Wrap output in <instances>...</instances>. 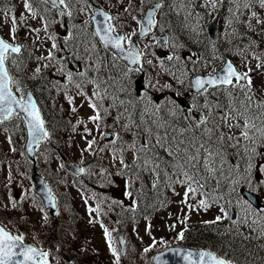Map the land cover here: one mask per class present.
Here are the masks:
<instances>
[{"label":"rangeland","instance_id":"rangeland-1","mask_svg":"<svg viewBox=\"0 0 264 264\" xmlns=\"http://www.w3.org/2000/svg\"><path fill=\"white\" fill-rule=\"evenodd\" d=\"M140 0L136 1V6ZM144 7L150 4V0H141ZM79 2V0H77ZM66 5L70 8L71 15L62 18L57 16L52 11H48L47 8L38 3L41 10L45 11L46 16H39L36 14L34 17L32 12H29L24 8V0H0V33H2L5 38L9 41H14L20 39L25 40V55L20 60L16 57L10 56L7 61L12 78L17 83L12 84V88L16 94L20 97L23 94V89L27 84V81L31 80V75L37 74V72L30 71L34 68L39 67L40 72L38 74V80L35 83L38 86L40 92V99L46 112L55 118L56 114L51 112L48 107V101L46 98L53 94L55 98L56 109L60 111H66L68 117H64L61 120V124L73 127L65 131L66 139L69 142V153L74 157L76 162H85L84 166L86 168L85 179L83 180L86 184H90L96 181V178L100 175L99 171L101 169L104 172L101 173L102 183L96 184L104 186L102 187V192L97 191V196L100 198V205L104 209L102 215H99L96 211H90L96 207V202L91 200L88 191H79L77 189L72 190V196L77 201L79 209L82 213L78 217V226L86 234L87 238L84 243L86 244V249H93L99 252L98 258L104 260L108 264H112L115 261L112 253L109 250V241L106 239L104 231L105 228L111 233L112 246L118 249L117 233H122L126 240V252L130 251L127 258L138 263L147 262V258L153 249H158L171 241L181 242L182 239H177L178 234L182 231V226L187 220L191 221H201L212 216L220 214L221 202H224V193H229L227 185H223L221 182L223 178L229 177L230 174H224L219 176L221 178L220 186L217 187L216 181L210 179L209 183L205 189L206 192H213L218 188V193L212 194L215 202L209 201V207L205 210L203 208L197 207L195 210L189 209L187 205L182 204L181 201L184 199L185 185L172 184L173 186L180 185L175 190V197L169 203L167 207L159 211V213L152 217V219H137L131 216V204L129 201H133V198L138 197L134 195L133 192L141 189L142 187H152L153 180L155 179L151 170L144 171L137 168V165H133L134 156H137L134 152L135 147H130L135 142L136 139L132 141H125L123 139L116 140L115 144L111 143V140L116 139L112 133H116V126L118 120H113L108 126V131H110V141H105L101 138V132H106V119L109 117L110 107L117 110V105H120V111L129 113L132 110V105H140V114L144 111L145 106H147L152 112L155 110V105L160 103L159 99L154 92H150L149 87L151 80L148 81V89L137 97L134 101H130L132 96L131 92L133 90V80L136 74L129 72L126 67H122L120 63L113 59H108L106 61L107 70H98L94 72L90 68V58H93L97 62L99 52L92 48V42L90 40V34L87 29V14L90 13L89 6L81 5L80 7L74 6L72 0H65ZM203 11L206 12L207 22L213 17V9L209 11V6L212 5L211 0L206 2H199L197 6H203ZM14 10L18 12H13ZM89 11V12H88ZM137 10L134 11L136 13ZM210 12V13H208ZM141 14H119L115 16V24L117 26L124 28L125 35L132 32H136L138 29L137 17ZM17 20V30L15 33V40L12 39L10 35V29L12 27V18ZM23 17V21H21ZM135 17L136 19H133ZM184 11L175 9V2L169 0V4L164 7L159 15V21L157 26V32H167L169 34V41L166 46L160 47L155 42V35L150 34L144 39L140 40V46L142 49L147 50V56L144 57V65L149 68L150 75L155 74L156 78L164 79V82H168L169 77L177 75V73H183L187 67L192 69V71H197L201 73L211 72L213 69L217 68L222 60L220 58L223 50L215 49L214 45L211 44L208 39L205 26L199 18L188 19ZM75 22V26L79 31L77 37L79 40L76 41L74 34L71 30V24ZM45 26H47V31H45ZM32 29H39V34L33 32ZM228 31L227 23L222 22L221 33L218 32V43L219 49L222 47L221 40L225 38L226 32ZM72 33L70 39L65 40V37L69 33ZM49 36H54L59 50H55L56 60H43L37 59V57L47 56L48 52L52 50V40ZM148 45V47H145ZM79 47V49L77 48ZM204 46V47H203ZM75 49L77 51H75ZM206 51V52H205ZM148 53H150L148 55ZM173 56L172 60H169V56ZM161 57L163 62L166 63L162 66L161 70L158 71L159 65L157 59L161 63ZM177 57L179 59H177ZM28 59H32L28 62ZM15 60L16 63L12 61ZM234 60V59H233ZM151 61V63H148ZM48 64V67H44ZM23 65L27 67V71H23ZM240 68L242 71H247L248 66L245 64ZM63 68L65 71L60 72L58 69ZM246 69H245V68ZM254 67V65L252 66ZM71 71L74 74L73 82H68L66 79V72ZM191 71V72H192ZM78 72H85L84 77L76 75ZM127 73V75H125ZM167 73V77L166 74ZM168 75H170L168 77ZM263 79V75H259L254 78L253 83H257ZM90 81H95V83H90ZM127 81H130L127 85ZM91 84V90L89 89V84ZM76 84L81 85V89L76 87ZM132 84V85H131ZM100 86V90L103 94L104 89H107L108 95L104 99L103 103L105 107L108 108V113L104 114V119L100 124L99 130L96 127L95 122L88 120V117L94 115L93 110L88 106L87 97L91 96L92 91L96 86ZM130 85V86H129ZM17 88L20 91H17ZM122 88L124 90H122ZM83 91L86 95H80V91ZM236 94L243 99V94L236 91ZM66 96L72 97V103L70 104L66 99ZM119 99H115V98ZM225 94L222 91H217L214 96L210 97L211 100L217 98H224ZM204 97L197 96L194 98V104ZM120 100L124 101V104H120ZM149 101L152 103L150 104ZM228 103L225 102V104ZM122 107V108H121ZM75 108V111H73ZM196 113L201 112L202 109H193ZM59 113V112H58ZM65 116V115H64ZM145 118V117H144ZM78 121H83V123H78ZM142 121V120H141ZM144 121V120H143ZM217 122L219 120L217 119ZM62 124V125H63ZM76 124V125H73ZM85 126L91 131V135L84 131ZM4 129L8 132L5 133ZM225 133L228 132L227 128H224ZM237 136H239L240 129L233 130ZM8 137V138H7ZM95 138L96 143L93 144L92 148H88L87 141ZM13 144L16 150L12 155H7L5 158L8 161H12L10 165L0 163V172L2 173V183L7 187L6 199L9 203H15L16 205L21 202L25 195V188L29 186V178L25 173V167L22 165V154L17 145L23 144L22 135L20 133V121L17 120L16 116L9 119L4 124L0 125V144L7 150L12 147ZM241 143H245L241 141ZM251 146V145H249ZM114 148L115 151H111ZM230 146L226 145V154ZM100 149H103L101 151ZM96 151V159H101L102 163H98L96 159L90 160L92 152ZM233 152L239 158L244 155L243 148L237 151L233 149ZM61 156H65V153H60ZM123 159L127 164V167L120 163ZM24 164H26L24 162ZM57 181H64L66 179L72 180V178L65 172L59 159L54 157L53 168L51 171ZM137 173V174H136ZM207 175V173H204ZM172 180L177 179V177L171 176ZM164 180L163 182H166ZM74 185L78 183L77 180L72 181ZM160 188L165 185L159 182ZM17 192V197H13V193ZM60 197L63 201H66L67 192L62 190L61 187L57 189ZM264 190H262L263 192ZM125 192H131V195H125ZM176 193H179L178 195ZM105 195V196H104ZM106 197V198H105ZM199 194L196 198L190 200L189 203L196 205L200 199H205ZM260 201L264 204V196L260 193ZM125 199V200H124ZM163 199V198H162ZM30 208V207H29ZM239 220L238 224H242L247 217V207L244 205H239ZM143 210L141 209L140 212ZM34 220H40L45 218V214L39 210L33 213ZM259 227H254L257 229L256 234L250 238L248 243H244L247 248L244 252H229L228 259L233 262V264H264V218H260ZM38 223L37 221L35 222ZM103 225V227H102ZM12 229V228H11ZM15 232L19 235L23 231ZM192 232H184V236L191 235ZM55 250V246H52ZM149 248L148 252L144 249ZM224 253L226 250H223ZM58 264H63V260L57 261Z\"/></svg>","mask_w":264,"mask_h":264},{"label":"snow or ice","instance_id":"snow-or-ice-1","mask_svg":"<svg viewBox=\"0 0 264 264\" xmlns=\"http://www.w3.org/2000/svg\"><path fill=\"white\" fill-rule=\"evenodd\" d=\"M41 2L45 4L50 3L53 7H57L58 4H65V0H41ZM216 2L217 0H212L213 8L216 6ZM244 6L250 8L251 4L246 2ZM259 6L264 8V0H259ZM155 7L158 8L159 5L157 4ZM24 8L32 12L34 17L36 16V13L32 11L30 0H24ZM96 14L103 17V22H98V26L92 35L99 37L106 47L111 46L116 49L128 64H140L144 52L136 47L132 39L136 35V32L127 35H117V30L112 24L115 17L110 16L102 10H98ZM68 15H71V13L69 12ZM251 18L256 19L257 24H264V21L258 18L255 11L251 12ZM20 19L23 21V17ZM93 19L95 20V14ZM133 19L136 18L133 17ZM137 23L140 22L137 21ZM155 24L156 20L154 19L153 10L147 15V25H141L139 29L140 35H147ZM248 27L251 29V24ZM16 30L17 20L13 17L10 29V35L13 40H15ZM32 31L36 32L37 35L39 34V29H32ZM45 31H47V26H45ZM71 36L72 33L70 32L65 37V40L70 39ZM48 38L53 41L52 50L48 52L47 56L37 57V59L49 61L57 59L55 50L59 49L56 38L54 36H49ZM122 42H126L129 47L125 48ZM23 47V45L10 43L0 38V123L10 119L14 115L18 116L19 113L14 111L13 106L18 108L20 113L24 114L23 119L27 123L28 133L31 137L29 150H31L32 144L38 145L42 139L49 136V133L44 128V121L41 118L40 110L37 108L35 102H33L32 95L30 93L22 94L17 98L9 87L11 84L17 82L11 77L6 62L9 60L11 54L20 53ZM145 47H148V45H145ZM253 58L258 61L256 69L264 70V58L257 56L255 53H253ZM168 59L172 60L173 56L170 55ZM177 59L179 58L177 57ZM12 62L16 63L15 60ZM148 63H151V61H148ZM48 66V64L44 65V67ZM245 67H247V64H245ZM97 68H99V65H97ZM137 70L142 69H128L129 72ZM58 71L64 72L65 70L61 67ZM252 71L248 67L247 71L242 72L231 62H228L220 72L213 69L207 76L197 75L190 82V87L195 89L196 96H202L204 100L202 103L197 101V103L189 108L188 115L184 117L187 123L182 127H176L165 116L160 115L165 108L173 116L181 111L180 105L176 100L169 98L163 104L157 103L155 105V112H152L145 106L144 111L141 113V118L143 121L144 117H148V121H143L147 123V138L141 145L140 151L145 153L143 170H151L155 177L152 184L153 188H157L160 180L165 178L169 181V186L172 184L185 185L184 199L181 203L187 205L192 210H195L197 207L206 210L209 207V201H215L205 189L210 179L216 181L217 187L220 186L218 177L224 175V165L227 163L225 155L227 145L237 151L241 148L244 150V155L241 156L243 167L240 163H236L229 168V174L231 175L233 169H235L238 177V179L230 180L232 184L231 192L236 193V186L241 182L248 184L252 191L264 190V98H262L264 96V83L260 85L258 90L253 83L254 77L251 75ZM36 72H40L39 67L36 68ZM76 75L84 77L86 73L78 72ZM73 77V72H66L68 82H73ZM180 82L183 83L182 80ZM90 83H95V81H90ZM76 87L81 89L80 84H76ZM164 87H171V85H165ZM122 90L124 89L122 88ZM237 90L243 94V99L236 94ZM17 91H20V89L17 88ZM217 91H222L225 94V98L228 100L227 104L221 103L219 98L215 100L210 99ZM79 94L82 96L86 95L82 90ZM107 95V89H104L102 94L100 86L97 85L93 89L91 96L87 97L88 106L94 112V115L89 116L88 120L95 122L98 130L104 119V114L108 113V108L103 103ZM66 99L70 104L72 103L71 96H66ZM119 102L120 104H124L123 100ZM149 103L151 104L152 102L149 101ZM169 105H175V107H169ZM195 108L202 109L198 116L192 115V109ZM73 111H75V108H73ZM125 112H127V109H125ZM123 115L124 113H121L116 119L120 120ZM129 119H132L131 114H129ZM217 119L219 122H217ZM240 121H243V123L241 124ZM78 123H83V121H78ZM121 126L126 129L129 128L127 124ZM136 128L140 129V124H136ZM224 128L228 129L227 133L223 131ZM237 128L240 129L239 136L233 131ZM84 131L91 135V131L86 126ZM109 135L108 132H101L102 139ZM111 135L116 137V139L111 140V143L115 144L116 140L120 138L119 134L112 133ZM153 138L155 139L154 144L152 142ZM241 141L245 143L242 144ZM95 143V138L88 140V148L91 149ZM130 147H135V142ZM157 149L162 150L163 155ZM100 150L103 151V149ZM138 159V156H134V160ZM120 163L127 167L123 159L120 160ZM169 169L177 179L172 180L168 172ZM78 171L83 172L84 169L80 168ZM204 173H207V175ZM173 191L175 190L173 189ZM176 194L178 195L179 193ZM197 194L206 198L200 199L196 205L189 203L190 200L196 198ZM126 195H131V192L126 193ZM49 200H54L50 190ZM240 203L249 209V214L255 212V214L264 218V211L253 210L249 201L242 200ZM15 207L16 204L13 203V208ZM90 211H98V209H90ZM220 212L222 216H217L215 221L210 223H216L222 217L225 219L230 218L223 206L220 208ZM244 222H248L246 218ZM256 222L255 220L252 221V223ZM104 234L109 241V250L113 257H115V264H120V254L112 246L111 233L105 228ZM183 238L184 232L181 231L177 239ZM120 242L123 243L122 240ZM144 251L148 252L149 248H145ZM176 251L179 253L178 249ZM194 255L198 257L197 260L192 259ZM48 256L49 252L26 245L23 233L13 235L6 227H0V264H48ZM183 259L189 262V264H233L231 260L217 256L216 253L211 251H199L195 254L188 252L184 255Z\"/></svg>","mask_w":264,"mask_h":264},{"label":"trees","instance_id":"trees-1","mask_svg":"<svg viewBox=\"0 0 264 264\" xmlns=\"http://www.w3.org/2000/svg\"><path fill=\"white\" fill-rule=\"evenodd\" d=\"M95 1H100V0H95ZM101 1L105 2L109 6V8L114 12V14H116V12L119 10L118 9L119 4L113 2L112 0H101ZM128 1H129L128 6L130 5V2L131 4L134 5L135 0L134 1L128 0ZM163 1H164V4L168 3V0H163ZM174 1L176 3H181L178 7L184 6L183 5L184 2L186 3L187 6H192L194 4L193 0L189 2L187 0H184V2L182 0H174ZM246 2H249L251 4L250 8H246L244 6ZM219 4H220L219 5L220 11H227L229 13L231 12L233 16L236 18L235 20L236 23L234 24L235 37H236V41H234L235 46L244 47L246 49V52L250 54H253V53H255L256 55L264 54V24H257L256 19L251 18V12L255 11L257 13L258 18L264 21V8H261L259 6V0H219ZM237 5H239V7H237ZM120 8H122V6H120ZM36 10H38V8ZM135 10H137L136 12H138L139 10H141V8L140 7L138 8L137 6H135L134 11ZM134 11H131V13L134 14ZM183 11L185 12V14H187L188 17L198 14L196 12H193L194 9H186V7ZM126 12H128V7H127ZM38 13H41V12H38ZM249 24H251V29L248 27ZM21 55L23 57L24 53H22ZM157 63L160 64L159 59L157 60ZM23 71L26 72L27 69L23 68ZM158 71L163 72L162 70H158ZM34 72H36V70H34ZM38 74L39 73L31 75V80H29L28 85L34 91L39 101V104L43 105L42 100L40 99L41 95L38 90V86L35 85V82H37L38 80ZM165 75L167 76V73ZM55 106H56L55 102H50V104L48 103L49 110L56 114L55 118H52L48 114V112H46V110L43 111L44 118L47 122L46 127L48 130L49 136L42 142L39 149H41L42 146L46 144L53 149L59 150V148H61L66 143L64 139L65 137L64 132L67 130L68 126L63 123L62 125L60 123L61 120L64 119V117H66L64 116L66 111H60L59 109H56ZM160 115L165 116L169 122L174 123L176 126L180 123L178 119H171L170 117L167 116V108H165L164 111ZM144 127L145 128L142 129L141 132H137V134L143 135V139L145 140L147 138V123L145 124ZM152 142L153 144L155 143L154 138ZM45 149L47 150V148ZM157 151H160L161 154L163 155L162 150L157 149ZM138 155L145 156V153L139 151ZM66 156L68 158H72L70 154H66ZM136 163L138 164L139 167H143V162L136 161ZM160 191L161 190H159V188L157 187V193H159ZM134 194H138L137 190L134 191ZM143 195H144V188H141L139 189V196H140L141 204H144L145 202ZM156 208L157 209L160 208V205L158 202L156 204ZM212 221H215V217L212 218ZM212 221H207L209 223L203 222V223L194 225L196 229L195 236L187 240L184 239V241L186 243L208 247L214 250L216 253L223 255L222 251L220 250L221 247L218 246V243H216L217 233H222L225 230H230V234H233L234 225L232 221H230L229 219H225V218L224 220H220L216 223H210ZM220 225L224 227L220 228L219 227ZM49 232H51V234L54 237L61 236V231L59 229L58 224H53L50 227ZM183 232H186V231H183ZM236 233L237 232H235V234ZM221 241L223 243H229V241H237V238L224 237L222 238ZM120 262L130 264L131 257L130 259H128L126 256H124L120 259Z\"/></svg>","mask_w":264,"mask_h":264},{"label":"water","instance_id":"water-1","mask_svg":"<svg viewBox=\"0 0 264 264\" xmlns=\"http://www.w3.org/2000/svg\"><path fill=\"white\" fill-rule=\"evenodd\" d=\"M157 4L159 5L158 8L155 7ZM161 5H162V2L161 1H157V2L153 3V5H151V6H149V7H147L145 9L143 16L138 19V21L140 22L139 23L140 24V27H141V25H145V26L147 25V15H148V13L150 11H153L154 10V19L156 20V16L158 14V11H159ZM56 8H58L63 13L67 12V9L64 8L60 4H58ZM98 10H102L104 12H107L106 10H104L102 7H100L98 5H94L93 6V10H92V14H91L90 18H91V21H92V24H93V30L94 31L96 30V28L98 26V22H101V23L103 22V17H101L98 14H96ZM107 13L111 16V14L109 12H107ZM94 14H95V20L93 19ZM155 25H153V27H155ZM207 31H208L210 37L212 39H215L216 17L213 19V21L211 23L208 24ZM116 34L117 35H124L121 30H117L116 31ZM138 36L139 37H143L144 35H140V32L138 31ZM0 38H3V37L0 35ZM97 38L99 39V37H97ZM132 39L135 42L136 47L139 48L138 45H137V43H136V40L134 38H132ZM156 39H157V41H158L159 44H165L167 42L168 36H167V34H160V35H157ZM99 41H100V39H99ZM100 43L105 48L109 49L110 51H112L116 55H118L120 57V59H122L127 64L128 67H130V68H132V67L139 68V64H137V65H130V64H128V62L126 60H124L119 55V53L117 52L116 49L112 48L111 46H107L106 47L103 44L102 41H100ZM122 43H123V46L125 47L124 42H122ZM19 45H21V44H19ZM125 48H127V47H125ZM13 54H19V53H13ZM228 62H231V60L228 57H226L224 63L222 64V66L219 67L218 69H216L217 72H220V70ZM258 71L259 70L253 71L251 73V75L254 74V73H256V72H258ZM197 75L207 76L208 73L207 74H201V73L196 72V73H194L191 76L190 82ZM9 87H10L13 95L16 96L15 93H14V91L11 88V85ZM140 88H144V74H143V72L135 79V90L138 92L140 90ZM191 92H195V89L191 88L189 90V93H191ZM28 93H30L32 95L33 102H35L37 108L39 109L38 103H37V100H36L35 96L33 95V93L31 92V90L29 88H25L24 94H28ZM13 109H14V111H17L18 113H20V110L18 108H16L15 106H13ZM40 114H41V112H40ZM20 115H21V117L23 119L24 114L23 113H20ZM41 118H42V114H41ZM23 121H24L25 129H26V140H25V145H24L25 152H26V154H27V156L29 158L34 159V152H35V147H36L37 144H32L31 150H29V142L31 140V137L29 136V133H28L27 123H26V121L24 119H23ZM44 128H45V126H44ZM65 165H66L67 168H69L70 170H72L74 173H79L78 169H80V167L71 165L69 163H65ZM32 177H33V180H34V190L41 196V198H42V200H43L46 208L49 211L54 210L55 209V202H54V200H52V201L49 200V190H48L46 184L44 183V180L41 178V176H39L36 173H33ZM242 193H243V195L253 205H255V206H258L259 205L258 204L257 197L255 196V194H253V193H251V192H249L247 190H243ZM177 249L179 250V253H177V251H176ZM199 251H208V250L203 249V248H197V247H193L192 248V247H186V246H171V247H168V248H166V249H164V250H162L160 252H157L154 255H152V263H154V264H189V262H187V261H185L183 259L184 255H186L188 252H193L195 254V253H198ZM192 259L193 260H197L198 257L196 255H194Z\"/></svg>","mask_w":264,"mask_h":264},{"label":"flooded vegetation","instance_id":"flooded-vegetation-1","mask_svg":"<svg viewBox=\"0 0 264 264\" xmlns=\"http://www.w3.org/2000/svg\"><path fill=\"white\" fill-rule=\"evenodd\" d=\"M173 95H174V96H171V95H170V96H171L174 100H176V101H177V98H176V97H182L181 94H179V95H175V94H173ZM192 97H193V96H191V98H192ZM262 98H264V96H262ZM200 102H201V101H200ZM188 110H189V108H188ZM233 178H234V179H238L237 175H235ZM239 185H247V186H248V184L243 183V182H241ZM8 204H9V202H8L7 199H6V194H4V196L0 198V210H3L4 208H6V205H8ZM0 223H2L1 220H0ZM66 264H72V263L70 262L69 259H67Z\"/></svg>","mask_w":264,"mask_h":264},{"label":"bare ground","instance_id":"bare-ground-1","mask_svg":"<svg viewBox=\"0 0 264 264\" xmlns=\"http://www.w3.org/2000/svg\"><path fill=\"white\" fill-rule=\"evenodd\" d=\"M136 117L138 118L139 121L142 120L140 115H138V116H136ZM138 120H135L136 122H133V124H135V125H136V124H139V122H137Z\"/></svg>","mask_w":264,"mask_h":264}]
</instances>
